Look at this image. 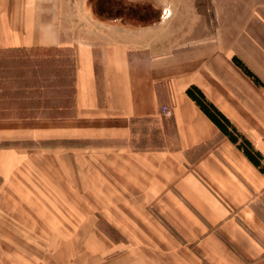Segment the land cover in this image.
<instances>
[{
    "label": "crops",
    "instance_id": "0c3cea01",
    "mask_svg": "<svg viewBox=\"0 0 264 264\" xmlns=\"http://www.w3.org/2000/svg\"><path fill=\"white\" fill-rule=\"evenodd\" d=\"M137 1L75 27L66 0H0V50L69 47L75 76L64 116L18 113L0 89V264H264V174L186 94L264 156V0L170 14L186 43L165 51ZM142 121L162 146H136Z\"/></svg>",
    "mask_w": 264,
    "mask_h": 264
},
{
    "label": "trees",
    "instance_id": "16d2710c",
    "mask_svg": "<svg viewBox=\"0 0 264 264\" xmlns=\"http://www.w3.org/2000/svg\"><path fill=\"white\" fill-rule=\"evenodd\" d=\"M0 51L21 53L10 65L17 69L9 77H0V89H16L17 112L25 115H48L58 117L69 114L74 108V59H59L64 49L13 48ZM36 53L28 60V54ZM234 63L256 84L260 81L246 65L234 58ZM14 64V65H13ZM18 66V67H16ZM12 69V67H11ZM10 80V81H9ZM186 94L202 112L219 128L246 158L264 174V156L242 135L229 119L195 85L187 88ZM25 110V112H24Z\"/></svg>",
    "mask_w": 264,
    "mask_h": 264
},
{
    "label": "rangeland",
    "instance_id": "374dc122",
    "mask_svg": "<svg viewBox=\"0 0 264 264\" xmlns=\"http://www.w3.org/2000/svg\"><path fill=\"white\" fill-rule=\"evenodd\" d=\"M66 10L67 13L70 14L71 19H76V23L73 25L76 26H91L96 23L99 18V6L103 0H66ZM138 3H144V6H140V10H144L146 15V22H153V25L156 28H160L161 30V44L160 50H172L174 48L181 49L184 47L186 43V39L184 37V25L185 22L183 17L179 22H172L171 25L166 21L170 14H183L186 10L190 12L200 13V0H139ZM186 2L188 6H186ZM155 5V6H152ZM144 8V9H143ZM173 12V13H172ZM150 19H149V18ZM160 18V19H159ZM149 19L150 21H147ZM72 24V22H71ZM199 25V22L197 23ZM177 26L174 30L171 27ZM177 34H176V33ZM174 35V37L170 35ZM176 35V36H175ZM34 52L28 54V60L35 59ZM21 53L11 52V51H0V77H9L13 72L17 69H14V66L10 65ZM72 50L69 47H66L62 54H59L58 58L63 61L72 60ZM38 57V56H37ZM36 57V58H37ZM14 65V64H13ZM12 67V69H11ZM18 67V66H16ZM162 107V111H163ZM160 124L157 122L149 123L148 121H142L137 124V130H142L141 137L138 138L139 147H158L162 146L164 143V137L158 134L162 133L160 129ZM136 129V128H134ZM136 141V140H135ZM98 228L102 230V232L106 233L108 236H111L113 239L118 240L120 238V234L118 231L112 229L109 225H98Z\"/></svg>",
    "mask_w": 264,
    "mask_h": 264
},
{
    "label": "built area",
    "instance_id": "2783aa9c",
    "mask_svg": "<svg viewBox=\"0 0 264 264\" xmlns=\"http://www.w3.org/2000/svg\"><path fill=\"white\" fill-rule=\"evenodd\" d=\"M163 113L167 116L170 117L172 116V111L170 109H168L167 107L163 108Z\"/></svg>",
    "mask_w": 264,
    "mask_h": 264
},
{
    "label": "water",
    "instance_id": "95a60500",
    "mask_svg": "<svg viewBox=\"0 0 264 264\" xmlns=\"http://www.w3.org/2000/svg\"><path fill=\"white\" fill-rule=\"evenodd\" d=\"M98 6H99V12H100V10H101V8H102V2L99 3Z\"/></svg>",
    "mask_w": 264,
    "mask_h": 264
}]
</instances>
